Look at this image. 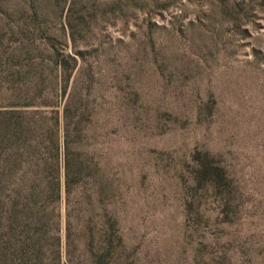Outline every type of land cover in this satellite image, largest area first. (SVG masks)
I'll list each match as a JSON object with an SVG mask.
<instances>
[{"label":"rangeland","instance_id":"1","mask_svg":"<svg viewBox=\"0 0 264 264\" xmlns=\"http://www.w3.org/2000/svg\"><path fill=\"white\" fill-rule=\"evenodd\" d=\"M66 54L87 110L133 111L123 136L82 132L83 152L125 169L111 263L264 264V0H0V264H90L96 251L93 224L72 219L65 253L62 204L57 255L2 246V175L33 139L7 134L3 113L42 106L62 154Z\"/></svg>","mask_w":264,"mask_h":264},{"label":"trees","instance_id":"2","mask_svg":"<svg viewBox=\"0 0 264 264\" xmlns=\"http://www.w3.org/2000/svg\"><path fill=\"white\" fill-rule=\"evenodd\" d=\"M54 65L61 70L63 85L60 109L62 154H57L59 145L54 124L43 116L42 106H35L30 113H16L15 122L10 121L8 111L3 113L10 117L6 121L7 134L10 130L14 139L26 135L33 139L23 152L28 154H21L16 160L17 165L11 167L10 164L2 175L8 192L1 200L2 246L4 250L15 249L26 262L30 259L40 262V257L49 249L57 255L59 207L62 204L65 253L68 255L72 243L70 222L72 219L84 220L93 224L85 230L89 245L96 248L90 264H112L114 244L121 246L114 225L123 213L119 200L126 183L125 169H122L124 165L117 154L83 152L86 136L82 132L87 134L93 126L94 132L87 138L93 143L98 136L103 140L109 135L116 138L120 131L123 136L125 123L128 126L131 122L133 111L118 107L91 113L87 110V98L75 92L74 57L60 55ZM43 106L49 104L43 102ZM25 114L29 116L31 129L23 131L20 122L24 120L21 115ZM43 145L50 154H38ZM100 222L104 225L96 227Z\"/></svg>","mask_w":264,"mask_h":264}]
</instances>
